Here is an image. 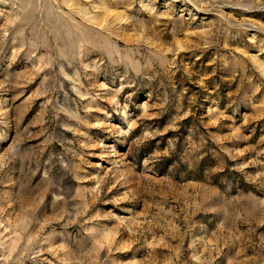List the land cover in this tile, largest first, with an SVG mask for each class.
Here are the masks:
<instances>
[{"label": "rangeland", "instance_id": "374dc122", "mask_svg": "<svg viewBox=\"0 0 264 264\" xmlns=\"http://www.w3.org/2000/svg\"><path fill=\"white\" fill-rule=\"evenodd\" d=\"M0 264H264V0H0Z\"/></svg>", "mask_w": 264, "mask_h": 264}]
</instances>
